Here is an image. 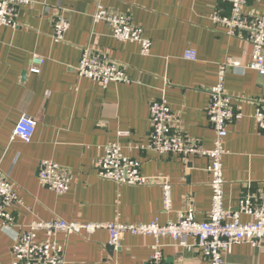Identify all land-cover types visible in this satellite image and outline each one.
I'll return each instance as SVG.
<instances>
[{"label":"crops","instance_id":"obj_1","mask_svg":"<svg viewBox=\"0 0 264 264\" xmlns=\"http://www.w3.org/2000/svg\"><path fill=\"white\" fill-rule=\"evenodd\" d=\"M29 1L31 6L19 10L17 29L0 26V170L21 202L10 211L14 226L0 227V264H12L11 250L34 220L162 226L175 222L185 203L196 221L206 220L211 204L208 159L147 150L149 106L155 100L166 102L178 131L211 148L214 134L205 111L221 64L229 66L224 88L239 116L226 126L224 207H235L245 194L264 197V135L253 117L256 106L264 104V76L246 69L250 47L227 37L211 21L215 10L224 11L221 2ZM98 8L126 15L142 28L152 44L150 53L141 55L137 43L116 41L105 23H93ZM243 12L264 16V0H250ZM58 14L69 23L63 41L52 38ZM86 48L120 64L129 82L103 88L79 78L76 68ZM189 50L196 52L195 62L184 59ZM34 57L43 60L38 74L30 73ZM22 115L36 122L27 144L11 137ZM108 143L119 144L124 156L139 162L147 185L120 186L97 177V160ZM45 160L71 173L65 194L39 184V164ZM163 184L171 186L169 212L163 211ZM57 241L64 247V264H146L153 245L152 238L129 234L113 242L107 231L91 237L59 233ZM162 253L164 264H208L200 250L174 248L167 241ZM224 264H264V245H237Z\"/></svg>","mask_w":264,"mask_h":264},{"label":"built area","instance_id":"obj_2","mask_svg":"<svg viewBox=\"0 0 264 264\" xmlns=\"http://www.w3.org/2000/svg\"><path fill=\"white\" fill-rule=\"evenodd\" d=\"M225 9L215 10L211 21L223 28L225 35L250 47L249 61L246 69L264 76V16H252L243 12L250 0H217ZM29 0H0V26L18 28V13L21 7L31 6ZM93 23L103 22L110 29L114 40L137 43L141 55L147 56L151 50V42L144 35L142 28L132 24L126 15L98 8L93 14ZM69 29L68 21L58 14L53 21L55 41H63ZM184 59L195 62L196 52H185ZM43 60L33 58L30 73L38 74ZM228 70L227 64H221L217 71V84L209 90V104L206 117L214 134L211 148H204L198 142L185 138L174 124L171 110L163 100H155L149 106L150 133L147 150L158 155H173L183 159L190 157L207 158L206 171L210 175L209 187L211 204L206 220H195L192 207L186 203L178 213L176 221L165 225L156 222L150 224H110L92 225L65 222L55 219L51 222L34 220L22 230L11 250L12 264H64V247L57 241L59 233L84 234L91 237L98 231H107L113 242L122 235H137L153 239L151 255L146 264H164L163 248L165 242L169 246L186 251L198 249L208 264H224L225 257L231 254L237 245L247 244L253 249L264 245V197L245 194L235 207H224L223 157L227 154L224 139L227 135V123L238 118L231 109V99L226 94L224 82ZM79 78L98 82L103 88L112 83H128L126 70L118 63L109 60L101 53L90 52L86 48L76 68ZM254 120L259 132L264 135V104L257 105ZM36 122L22 115L14 125L12 139L29 143L35 133ZM119 136L127 135L119 132ZM97 177L120 186H145L148 184L140 171L137 160L128 158L122 153L117 143H108L97 160ZM71 173L51 162L42 161L38 169L39 184L56 194L68 192ZM163 211L171 210V186L163 184ZM21 205L19 197L8 176L0 170V227L14 226L10 211ZM242 217L247 221L243 222ZM43 239H38V234ZM190 240L192 243H190Z\"/></svg>","mask_w":264,"mask_h":264},{"label":"water","instance_id":"obj_3","mask_svg":"<svg viewBox=\"0 0 264 264\" xmlns=\"http://www.w3.org/2000/svg\"><path fill=\"white\" fill-rule=\"evenodd\" d=\"M113 249V247L111 246L110 248H109V250H112Z\"/></svg>","mask_w":264,"mask_h":264},{"label":"rangeland","instance_id":"obj_4","mask_svg":"<svg viewBox=\"0 0 264 264\" xmlns=\"http://www.w3.org/2000/svg\"><path fill=\"white\" fill-rule=\"evenodd\" d=\"M229 67V66H228Z\"/></svg>","mask_w":264,"mask_h":264}]
</instances>
